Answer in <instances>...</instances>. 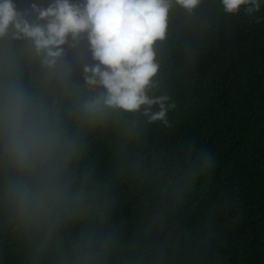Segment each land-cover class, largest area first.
<instances>
[{"label":"trees","instance_id":"16d2710c","mask_svg":"<svg viewBox=\"0 0 264 264\" xmlns=\"http://www.w3.org/2000/svg\"><path fill=\"white\" fill-rule=\"evenodd\" d=\"M154 48L150 95L167 97L165 118L111 112L89 127L65 94L80 145L69 179L82 199L49 231L17 227L0 209V264H74L83 241L97 264H264V5L249 15L220 0L191 12L173 3ZM63 58L83 90V68L96 63L86 36ZM24 75L36 83L40 69Z\"/></svg>","mask_w":264,"mask_h":264},{"label":"clouds","instance_id":"9594fccd","mask_svg":"<svg viewBox=\"0 0 264 264\" xmlns=\"http://www.w3.org/2000/svg\"><path fill=\"white\" fill-rule=\"evenodd\" d=\"M201 0H31L18 9L0 0V209L17 227L51 230L73 201L69 165L79 156L59 101L75 93L76 119L89 127L111 112H142L163 120L166 96L150 95L159 64L154 45L165 38L173 3L191 12ZM223 11L258 12L264 0H220ZM84 35L93 63L83 68V90L69 79L65 46ZM35 63L40 78L25 79ZM59 95L50 98L49 87ZM87 94H84V92ZM153 106H158L153 111ZM99 253L87 241L74 264H97Z\"/></svg>","mask_w":264,"mask_h":264}]
</instances>
